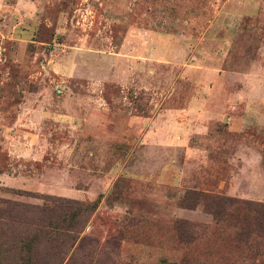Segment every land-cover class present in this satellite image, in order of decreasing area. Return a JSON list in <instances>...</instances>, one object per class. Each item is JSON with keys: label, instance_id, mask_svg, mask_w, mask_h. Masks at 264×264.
Masks as SVG:
<instances>
[{"label": "rangeland", "instance_id": "1", "mask_svg": "<svg viewBox=\"0 0 264 264\" xmlns=\"http://www.w3.org/2000/svg\"><path fill=\"white\" fill-rule=\"evenodd\" d=\"M0 264H264V0H0Z\"/></svg>", "mask_w": 264, "mask_h": 264}, {"label": "crops", "instance_id": "2", "mask_svg": "<svg viewBox=\"0 0 264 264\" xmlns=\"http://www.w3.org/2000/svg\"><path fill=\"white\" fill-rule=\"evenodd\" d=\"M200 105L195 102L192 106L190 103L188 109L165 110V112L158 113L155 118L147 122L148 130L141 133L138 140H142V144L145 143V148H149L157 153L165 151L171 153L177 149L183 152L193 150L191 149L192 146L189 145L190 131L187 130L186 126L191 124V122H188L189 116H202L196 110ZM179 116L182 118L181 121L177 119ZM196 124H199V122ZM40 136H43L41 131L33 132L27 130V138L34 139L33 137H36L37 139Z\"/></svg>", "mask_w": 264, "mask_h": 264}]
</instances>
